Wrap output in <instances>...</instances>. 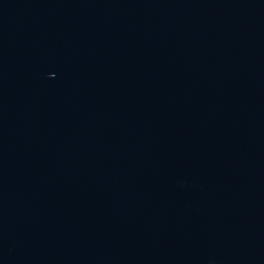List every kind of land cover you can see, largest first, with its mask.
<instances>
[{
    "label": "water",
    "instance_id": "water-1",
    "mask_svg": "<svg viewBox=\"0 0 264 264\" xmlns=\"http://www.w3.org/2000/svg\"><path fill=\"white\" fill-rule=\"evenodd\" d=\"M0 264H264V0H0Z\"/></svg>",
    "mask_w": 264,
    "mask_h": 264
}]
</instances>
